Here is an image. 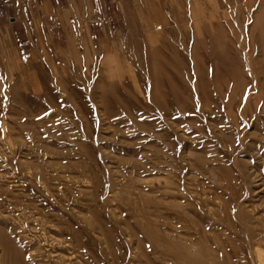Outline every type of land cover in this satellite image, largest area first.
<instances>
[{"label": "rangeland", "instance_id": "1", "mask_svg": "<svg viewBox=\"0 0 264 264\" xmlns=\"http://www.w3.org/2000/svg\"><path fill=\"white\" fill-rule=\"evenodd\" d=\"M39 2L29 43L0 0V264L11 249L25 264H171V230L185 253L226 246L229 264H264V0ZM136 40L140 56L185 53L193 68L197 44L215 42L223 65L203 49L201 59L215 67L211 84L228 85L213 84L205 103L190 78L184 104L151 103L142 58L128 54ZM112 84L133 91L134 114L115 100L107 109ZM86 85L91 107L67 88Z\"/></svg>", "mask_w": 264, "mask_h": 264}, {"label": "bare ground", "instance_id": "2", "mask_svg": "<svg viewBox=\"0 0 264 264\" xmlns=\"http://www.w3.org/2000/svg\"><path fill=\"white\" fill-rule=\"evenodd\" d=\"M260 24H262V23H260ZM263 27V26H262ZM251 28V27H250ZM253 31V30H252ZM256 32V31H255ZM263 32V31H262ZM237 34V33H236ZM262 34V33H261ZM256 35V34H255ZM234 36V35H233ZM260 35H258V37H259ZM263 36V35H262ZM235 38H236V36H234ZM241 37V36H240ZM239 37V38H240ZM264 37V36H263ZM234 38V39H235ZM242 38V37H241ZM257 38V37H256ZM233 39V38H232ZM233 39V40H234ZM238 38H236V41H233V42H238V41H240V39H238ZM257 40L259 41V39L257 38ZM256 40V41H257ZM190 40H187V39H183L182 40V46H183V48H184V50L185 49H187V47L189 46V42ZM141 42V41H140ZM139 42V43H140ZM243 43V41L241 40L240 42H239V44L237 45V43H236V46L234 47V44H231V46L230 47H232V45H233V47H232V49H233V51L234 52H236V53H240V52H244V50H245V48L246 47H244L243 45H242V43ZM138 42H137V40L136 41H132L131 42V44H130V49H129V53L128 54H130L131 56H133V58H142V61H140V60H136V62H137V65H138V68H139V70H140V72H141V77H140V79H142V81L144 82V84L146 85V87H148V89H147V91H148V94H146L147 95V97H148V99L150 100V102L152 103H155V104H157V105H159V104H163L161 101L162 100H164V99H166V102L168 103V101H170V102H175V104L177 103V104H179V103H181V104H184L185 102H187L186 101V99L189 97H187V93H189L190 91H192V92H194L193 91V89L191 88V87H193L192 85H190V83H189V81L191 80L190 78H194L195 80H196V82L198 83L197 85H198V88H197V93L198 92H200V98H199V101L200 100H202V101H204L205 103L207 102V103H210L211 101H210V99L213 97V94L211 93L212 92V90L214 89V90H216L217 91V89H216V85L214 86V88H213V84H216L217 82H219V83H224L225 81H219V79H220V77L216 80V82L215 83H213V84H211V73H210V70L209 69H215V67L214 68H211V65H213V64H210V62L207 60V64H206V62H204L205 60V58L202 60L201 58H202V55H203V53H201L200 52V50L201 49H203L204 51L203 52H205L206 54L205 55H207L208 57L207 58H217L220 62H218V63H220V66L221 65H223V56H224V51H221L219 48H218V46H217V44H215V42H211V43H205V44H200L199 45V43L197 44V49H198V51H199V54L198 55H196L195 54V61H196V63H195V61H194V63H195V65H194V68L193 67H191L188 63H186L187 62V60H188V56H186V54L185 53H183L184 55L182 56V57H180L179 58V61H176L175 62V60H174V62L172 63V62H168V61H163L165 58H163V60H162V58L160 57L161 56V54H160V52H155V54L154 55H152L151 56V54H150V56H149V54H148V52H147V54L148 55H143V56H140V54L141 53H139L141 50H140V44H139ZM232 43V42H231ZM259 43V42H258ZM263 44V46H264V38H261V40H260V44ZM141 44H142V42H141ZM191 44H193V43H190V45ZM194 44H195V42H194ZM194 44H193V50H195L194 49ZM202 45H205V47L204 46H202ZM221 45V44H220ZM259 45V44H258ZM143 46H144V44H143ZM166 46V45H165ZM225 46V45H224ZM223 46V47H224ZM145 48V47H144ZM196 48V47H195ZM146 49V48H145ZM190 49V48H189ZM188 49V50H189ZM200 49V50H199ZM222 49H225V48H222ZM231 49V48H230ZM192 50V51H193ZM148 51V50H147ZM187 51V50H186ZM191 51V52H192ZM128 52V51H127ZM177 52V51H176ZM183 52H185V51H183ZM194 52V51H193ZM142 53H143V51H142ZM145 53V52H144ZM178 53V52H177ZM173 54V53H172ZM189 54V53H188ZM244 54V53H243ZM255 54V53H254ZM264 54V53H263ZM262 54V55H263ZM223 55V56H222ZM261 55V57H263ZM177 56V55H176ZM176 56H174V57H176ZM191 56V55H190ZM239 57H240V55H239ZM237 58V57H236ZM258 58V57H257ZM169 59V58H168ZM192 59H193V57H192ZM231 59V58H230ZM234 59V58H233ZM239 59V58H238ZM242 59V58H241ZM217 60V61H218ZM225 60H227V59H225ZM232 60V59H231ZM190 61V60H189ZM239 61V60H238ZM243 61H244V59H243ZM232 61H230V63H231ZM235 62V61H234ZM245 62V61H244ZM259 62V61H258ZM190 63H192V62H190ZM222 63V64H221ZM225 63V62H224ZM236 63H237V60H236ZM241 63V62H240ZM226 64V63H225ZM225 64H224V66H225ZM232 64V63H231ZM237 65H238V63H237ZM237 65H235V68H236V66ZM248 65V64H247ZM226 67V66H225ZM260 67V66H259ZM170 68H174V69H176L177 70V72L176 73H173L172 75L171 74H169V75H167V73H166V71L168 72V70L170 69ZM219 69H221V67L219 68ZM231 69V68H230ZM244 69V68H243ZM222 70H223V68H222ZM242 70V69H241ZM259 70V69H258ZM77 71V70H76ZM231 71H233V69L231 70ZM238 71V70H237ZM246 70L244 69V72H245ZM214 72H216V73H218L217 71H214ZM225 72V71H224ZM233 72H235V71H233ZM253 72V71H252ZM212 73H213V71H212ZM215 73V74H216ZM220 73V72H219ZM218 73V74H219ZM235 73H237V72H235ZM243 73V72H242ZM245 74H246V72H245ZM253 74V73H252ZM220 75V74H219ZM226 75V74H225ZM229 75H231L230 73H229ZM229 75H227L228 77H227V79H230V76ZM254 75H255V73H254ZM140 76V75H139ZM214 77H217L216 75L214 76ZM233 77V76H232ZM234 77H237V75H235ZM243 78V77H242ZM190 79V80H189ZM234 79V78H233ZM222 80V79H221ZM240 80V79H239ZM230 81V80H229ZM238 81V80H237ZM249 81V80H248ZM80 82V81H79ZM89 82V81H88ZM141 82V81H140ZM142 82V83H143ZM190 82H192V81H190ZM213 82H214V79H213ZM227 82V81H226ZM225 82V83H226ZM195 83V82H194ZM224 83V84H225ZM245 83V82H244ZM251 83H253V82H251ZM230 84V83H229ZM82 85V84H81ZM189 85L191 86V87H189ZM196 84H195V86H197ZM226 86L228 85V83L227 84H225ZM78 88L79 87H81V86H77ZM77 87H73V86H70V87H67L68 89H69V91H71V94H72V96H74L75 98H82V97H84V95L86 96V97H88V100H87V106H92V104L93 103H95L96 101H95V98H94V96H93V94H91V89H92V86H89L88 85V87H87V85L84 87V89L85 90H80V89H78ZM222 87V86H221ZM229 87V86H228ZM227 87V88H228ZM62 88H63V86H62ZM82 88V87H81ZM99 88V87H98ZM97 88V89H98ZM125 88V87H124ZM124 88H122V89H120V87L118 86V85H116V84H112V85H110L109 87H108V89L106 90L105 88L104 89H102V101H103V103L105 104V106L107 107V109H109L110 110V108L114 105L113 104V102H114V100H115V102H117V106L120 108L121 106L122 107H124V108H126V109H128V111L129 112H131V113H133L134 112V110L136 109V97L134 96V93H133V91H131L130 92V90L128 91V90H126V89H124ZM213 88V89H212ZM232 88V87H231ZM65 88H63V90H64ZM96 89V88H95ZM129 89V88H128ZM224 89V88H223ZM222 88H221V90H223ZM60 90V89H59ZM218 90L220 91V88L218 87ZM65 91H66V89H65ZM98 91V90H97ZM146 91V92H147ZM218 91V92H219ZM229 91V90H228ZM10 92V91H9ZM14 92H16L15 90H14ZM187 92V93H186ZM217 92V93H218ZM221 93L223 92V91H220ZM93 93V92H92ZM258 93V92H257ZM261 93V92H260ZM16 95H18L17 93H15ZM194 94V93H193ZM199 94V93H198ZM197 94V95H198ZM195 95V94H194ZM222 95V94H221ZM258 95H259V93H258ZM262 95V94H261ZM54 96V95H53ZM191 96V95H190ZM227 96V95H226ZM245 96V95H244ZM16 97V96H15ZM69 97V96H68ZM90 97V98H89ZM258 97V96H257ZM260 97V96H259ZM192 98V97H191ZM190 97L188 98L189 100L191 99ZM18 99V98H17ZM91 99H93V102L91 103ZM197 99V98H196ZM20 100V99H19ZM79 100V99H78ZM82 100V99H81ZM208 100H209V102H208ZM213 100V99H212ZM234 100V99H233ZM21 101H23V99L21 100ZM36 101V100H35ZM35 101H32L31 102V106H32V109L34 108V112L35 111H38V110H36L35 108L37 107L36 105H37V103L35 102ZM69 101V100H68ZM80 101V100H79ZM83 101V100H82ZM89 101H90V105L88 104L89 103ZM201 101V103H203ZM262 101V100H261ZM67 102V101H66ZM75 102V101H74ZM23 104H24V101L22 102ZM26 103V102H25ZM73 103V102H72ZM80 103H82V102H80ZM85 103V102H84ZM85 103V104H86ZM102 103V104H103ZM139 103V102H138ZM204 103V104H205ZM211 104H213V103H211ZM94 105V104H93ZM156 105V106H157ZM207 105V104H206ZM210 105V104H209ZM214 105V104H213ZM30 106V105H29ZM56 106V105H55ZM90 106V107H91ZM104 106V107H105ZM180 106V105H179ZM184 106V105H183ZM183 106H182V108H183ZM105 107V108H106ZM161 107H164V105L163 106H161ZM166 109L168 110V109H170V108H173L174 106H170V104L167 106L166 105ZM3 108H4V106H3ZM84 108H86L87 109V107H85L84 106ZM165 108V107H164ZM181 108V110H183ZM184 108H185V106H184ZM231 108V107H230ZM165 109V110H166ZM85 110V109H84ZM139 110H140V108H139ZM167 110H166V112H167ZM170 110H172V109H170ZM170 110H168V111H170ZM174 110H175V108H174ZM24 111V110H23ZM33 111H30L31 113L33 112ZM114 111V110H113ZM27 112V111H26ZM33 112V113H34ZM82 112V111H81ZM89 112V108L87 109V113ZM106 112V111H105ZM136 112V111H135ZM172 111H170V113H171ZM195 112V111H194ZM31 113H29V111L26 113V114H31ZM168 113V112H167ZM134 114V113H133ZM177 114V113H176ZM168 115H170V114H168ZM89 116V115H88ZM4 120V119H3ZM3 123V122H2ZM5 123V122H4ZM3 126V129H4V133L5 134H8L7 133V131H6V126H5V124H3L2 125ZM169 216V215H168ZM166 218V217H165ZM171 218V217H170ZM172 218H175V217H173L172 216ZM167 219H168V217H167ZM178 219H180L179 217H178ZM172 221H173V219H172ZM180 221V220H179ZM178 221V222H179ZM171 223V222H170ZM169 223V224H170ZM173 223V222H172ZM180 223V222H179ZM175 224V223H174ZM166 226V225H165ZM168 227H170V226H168ZM182 227V226H181ZM180 227V228H181ZM167 228V227H166ZM170 230V229H169ZM176 230H179V229H176ZM181 231V230H180ZM170 232H172L171 234H173V233H176L175 231L173 232V230H171ZM170 232L168 233V235L169 236H166V238H164V241H163V243H165V250L162 252V256H163V260H165L166 259V261L167 262H171V264H182L183 262H185V261H190V263L192 264V263H195L196 264V262H206V261H208V259L210 260V261H214V262H216L217 263V261H219L220 259H222V257H223V261L225 262L224 264H229V263H227L228 262V260L226 259V256H228V253H227V249H226V246H222L221 248V250H218V251H212V250H207V249H205L204 247H201V244H196L197 246H198V249L196 250V252L195 253H192V250L191 249H189L188 250V253L186 254L185 253V248H187V247H185V245L184 244H182L181 242H182V240L180 241V239H179V237H178V235L180 234H178L177 236L176 235H174V236H171L170 235ZM178 233V232H177ZM176 233V234H177ZM148 234L150 235V236H152L151 234H152V232H148ZM182 234V233H181ZM76 236V235H75ZM2 237H4V236H2ZM2 237H0V238H2ZM203 237H204V235H203ZM4 238H7V236L6 237H4ZM3 238V239H4ZM76 238V237H75ZM153 238V237H152ZM75 240V239H74ZM6 241V239L4 240V242ZM184 241V240H183ZM152 243V246H154V247H157V245H156V243H155V241L154 240H152L151 241ZM1 243V242H0ZM52 243V242H51ZM80 243V242H79ZM189 244H190V242H189ZM207 244H208V242H207ZM3 245H5V243L3 244ZM3 245H2V247H3ZM156 245V246H155ZM7 246V245H6ZM6 246H4V247H6ZM212 246V245H211ZM8 247V246H7ZM10 247V246H9ZM8 247V248H9ZM82 247V246H81ZM213 247V246H212ZM188 248H189V246H188ZM7 249V248H6ZM9 249H11V248H9ZM142 249V248H141ZM157 249V248H156ZM14 250V251H13ZM78 250V249H77ZM4 251L6 252V250L4 249ZM10 252V254L8 255L7 253H5L4 255H7V257L4 259V261H5V264L6 263H8V264H25V262H24V260H23V258L20 256V254H19V252L18 251H15V249H11V250H9ZM124 251V250H123ZM143 252V251H142ZM72 255H74V254H72ZM188 256H190V257H188ZM74 257V256H73ZM72 257V259H74ZM184 258H187V260H185ZM226 259V260H225ZM229 259V258H228ZM183 260H185V261H183ZM222 261V260H221ZM182 262V263H181ZM187 264H190L189 262H186ZM221 263V262H220ZM4 264V263H3ZM67 264V263H66ZM204 264V263H203Z\"/></svg>", "mask_w": 264, "mask_h": 264}, {"label": "crops", "instance_id": "3", "mask_svg": "<svg viewBox=\"0 0 264 264\" xmlns=\"http://www.w3.org/2000/svg\"><path fill=\"white\" fill-rule=\"evenodd\" d=\"M12 2V8L10 13L7 11V15L14 16L13 21L15 29L22 35V39H26L29 43L34 42V36L36 30L32 27V19L35 18V13L39 12L40 2L39 0H10ZM2 19V17H1ZM106 38H109V30L104 32Z\"/></svg>", "mask_w": 264, "mask_h": 264}]
</instances>
